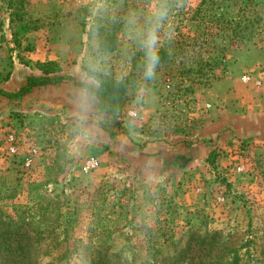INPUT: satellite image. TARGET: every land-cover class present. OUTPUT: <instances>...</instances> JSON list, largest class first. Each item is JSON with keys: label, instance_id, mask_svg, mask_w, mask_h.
Here are the masks:
<instances>
[{"label": "rangeland", "instance_id": "obj_1", "mask_svg": "<svg viewBox=\"0 0 264 264\" xmlns=\"http://www.w3.org/2000/svg\"><path fill=\"white\" fill-rule=\"evenodd\" d=\"M182 2L171 0L173 38L162 36L169 60L145 81L125 17L157 0H0V40L11 44L3 78L38 51L69 87L64 101L39 94L2 121L0 264L26 263L18 241L32 264L77 254L88 264L104 254L264 264V0ZM107 32L112 52L101 47ZM127 78L119 108L106 112L99 82ZM85 90L95 101L87 110Z\"/></svg>", "mask_w": 264, "mask_h": 264}, {"label": "clouds", "instance_id": "obj_2", "mask_svg": "<svg viewBox=\"0 0 264 264\" xmlns=\"http://www.w3.org/2000/svg\"><path fill=\"white\" fill-rule=\"evenodd\" d=\"M183 7V2L177 5ZM172 12L171 0H157L155 7L150 8L145 13L129 12L125 17V28L128 38L136 43L142 54V74L145 81H151L156 78L157 68L161 64V49L163 47L162 36L171 40L174 29L169 24L170 14ZM97 67L90 65V71L95 72ZM82 78L87 83L95 84V78L82 74ZM143 91V90H142ZM95 103L91 94L84 91L81 97V108L87 110ZM68 264H88L86 258L82 255H74L68 261Z\"/></svg>", "mask_w": 264, "mask_h": 264}, {"label": "trees", "instance_id": "obj_3", "mask_svg": "<svg viewBox=\"0 0 264 264\" xmlns=\"http://www.w3.org/2000/svg\"><path fill=\"white\" fill-rule=\"evenodd\" d=\"M15 34V33H14ZM117 41V37L115 34L107 32L103 40L101 42V47L108 51L112 52L115 49V44ZM161 63H165L169 60V51L168 49H161ZM36 68L42 73L41 76H31L27 78L26 84L21 87L15 93H2L3 96L7 98H19L24 96L27 93H30L33 88L37 86H45L49 84H58L62 80L67 79L65 76L58 75L62 72V68L56 61H47L44 63H37ZM129 79H121V80H110L106 79L99 82V89L93 92L103 104V109L108 112L112 113L117 110L120 106V100L122 95L126 92L127 86L129 83ZM87 88H89L87 86ZM109 133L110 137H113V133L110 130H106ZM107 148L105 146L101 148H94L92 151V157L98 158L102 154L106 152ZM42 232L39 231V235ZM15 251H19L20 254L24 255L26 259L25 264H32L30 252L31 248L29 245H21V241H18V245L15 247ZM14 264H18L15 262ZM22 264V263H21ZM89 264H126L122 262L120 259L117 258L115 254L109 255H101L94 258ZM234 264L237 262L234 261Z\"/></svg>", "mask_w": 264, "mask_h": 264}, {"label": "crops", "instance_id": "obj_4", "mask_svg": "<svg viewBox=\"0 0 264 264\" xmlns=\"http://www.w3.org/2000/svg\"><path fill=\"white\" fill-rule=\"evenodd\" d=\"M9 36L5 35L4 39L0 40V135L3 133V130H8L9 127L3 129L1 127L2 121L5 124L14 123L13 119L9 117L10 112L15 110L17 106L20 108L25 107L26 103L32 101L35 96L41 94L42 99L44 100H60L64 101V97L67 99L69 97L68 94L64 95V90L68 87L66 82H61L59 84H49L45 86H37L32 89L30 93L25 94L19 98H7L3 96L2 93H15L21 87H23L27 78L31 76H41L42 73L36 68L37 63H44L50 61L51 58L45 57L43 53H39L38 51H34L29 54L24 60L25 63H20L14 60L11 68L9 69L5 78H3L2 74L5 72V64H6V56L8 54L6 50V44L11 46L10 42H8ZM62 72L58 75H61ZM69 90V89H68ZM61 93H63L61 95ZM3 106V107H1ZM2 128V129H1ZM156 145L152 147L155 148ZM151 148L150 144H147L146 150L149 151ZM151 152V150L149 151Z\"/></svg>", "mask_w": 264, "mask_h": 264}, {"label": "built area", "instance_id": "obj_5", "mask_svg": "<svg viewBox=\"0 0 264 264\" xmlns=\"http://www.w3.org/2000/svg\"><path fill=\"white\" fill-rule=\"evenodd\" d=\"M248 79L249 77H246V80ZM6 144H7V150L10 154H14L17 152L18 147L16 145V140L12 135L8 136L6 140ZM96 164H97V158L91 157L88 162L89 167L94 168Z\"/></svg>", "mask_w": 264, "mask_h": 264}]
</instances>
